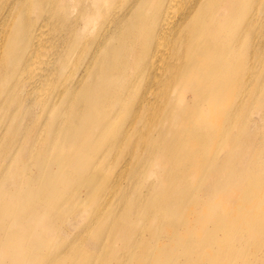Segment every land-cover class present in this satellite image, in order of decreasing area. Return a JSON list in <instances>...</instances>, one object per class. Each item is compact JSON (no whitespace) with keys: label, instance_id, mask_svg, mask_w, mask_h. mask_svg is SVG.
<instances>
[{"label":"bare ground","instance_id":"6f19581e","mask_svg":"<svg viewBox=\"0 0 264 264\" xmlns=\"http://www.w3.org/2000/svg\"><path fill=\"white\" fill-rule=\"evenodd\" d=\"M262 79L264 0H0V264H264Z\"/></svg>","mask_w":264,"mask_h":264},{"label":"rangeland","instance_id":"374dc122","mask_svg":"<svg viewBox=\"0 0 264 264\" xmlns=\"http://www.w3.org/2000/svg\"><path fill=\"white\" fill-rule=\"evenodd\" d=\"M261 83H263V88H262V90H264V80L262 79V82ZM260 83V84H261ZM263 96V100H264V93L262 94ZM225 101H227V98H222V99H219V100H217L215 103H213L214 105H216V104H220V110L221 109H223V108H227L229 105H233V99H232V101L230 102V103H228V104H226L225 106H223V103L225 102ZM258 108H260V104L259 105H253L252 107H250L247 111H248V113H252L251 115H253V117H256L255 115H256V111H257V109ZM229 109L231 110V108L229 107ZM219 110V111H220ZM218 111V112H219ZM202 127V128H201ZM202 129H203V131H208L210 134H213L212 132V130H211V124H206V127L203 125V126H200V129H199V131L200 132H202ZM208 151H210V148H208ZM106 163V162H105ZM141 162L140 161H136V160H132V162L130 163V165H129V167L128 168H125L124 166H125V163L124 162H120L119 164L117 163L116 164V166L114 167V169L112 170V171H110L109 170V167H110V164L108 165H106L105 164V168H103L102 170H101V174L106 178V183L108 184V183H110V185H109V188H108V190L109 189H111V190H113L116 194V199L118 198V196H119V194L122 192V190L123 189H121L120 187H125L126 186V184H127V182H128V180L130 179L129 177H132V181H134V177H135V179L136 180H138L140 183H144L145 185L146 184H148L149 182H151L152 180H157L159 183L160 182H162V177H159V178H157L158 176L157 175H155V173L156 172H159L163 167H166V163H165V161H164V159H163V161L161 160H155L154 162H152V163H150V164H148V165H145L146 166V168H144V170L142 171V172H139L138 173V175L137 176H134V174H133V169L134 168H139L140 166H142L141 164H140ZM198 165V164H197ZM199 166V165H198ZM69 167L70 166H65L62 170L64 171V172H67L68 170H69ZM199 167H201V165L199 166ZM37 169H38V167L36 166V171H37ZM149 170H152V172H153V174H151L150 172H149ZM123 171H125V173H124V175H123V177L122 178H118V175L121 173V172H123ZM114 183H115V185H114ZM112 187H114V189H112ZM114 192L112 193V194H114ZM82 196V195H81ZM114 198V199H115ZM78 199H82V200H79L78 201V203L80 202V203H84L85 202V200H83V197H80V198H78ZM65 203H67L66 201L63 203V205L61 206V205H58V206H56L55 207V209H58V210H60V209H62L63 207H69L70 209L69 210H73V211H75V208L77 207V205L75 206L74 205V201H69L66 205H65ZM65 205V206H64ZM72 208V209H71ZM220 208V207H219ZM48 209H52V205H42V212L43 213H46L47 211H48ZM64 209V208H63ZM203 209H210V206H208V207H206V208H203ZM78 211H80V209L78 210ZM160 214H158L159 216H161V215H164V214H162V212L160 211L159 212ZM30 215L32 216V217H35L36 216V208H34L33 209V211H31V213H30ZM62 215H63V213H62ZM168 217H170V214H168V216H166V215H164V218L165 219H167ZM75 219H76V221H73V224L76 226L74 229H73V231H74V233H76V234H80L81 232H82V227H81V225H82V223L84 222V219L83 218H81V217H75ZM57 222H56V224H60V225H68V221H69V215H66V213L63 215V216H61V218H59V217H57ZM107 220H105V221H103V222H106ZM66 222V223H65ZM107 223V222H106ZM198 224H201V223H193V225L194 226H197ZM225 224L227 225V226H230V224H231V221H230V217H229V219H227L226 220V222H225ZM242 228V226H241V222H239V224L237 223L235 226H234V230L232 231V234L229 236V238L226 240L227 241V243H226V245L228 246L229 245V248H230V246H231V244H232V240L237 236V235H239V233H240V229ZM21 230V229H20ZM22 231V230H21ZM259 232L261 233H263L264 231L262 230V229H260L259 230ZM258 232V233H259ZM2 232H0V234H1ZM73 233V234H74ZM219 235L220 236H222V237H226L227 238V230L226 229H223V230H220L219 231ZM24 238H25V241L27 242L28 241V236H23ZM34 239H30V241L29 242H32ZM199 249H195L194 250V255H190V254H188V256H191V257H196V256H201L200 254L202 253V252H200V251H198ZM227 251H228V249H227ZM252 251V255H254V254H256L253 250H251Z\"/></svg>","mask_w":264,"mask_h":264}]
</instances>
